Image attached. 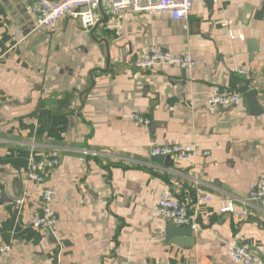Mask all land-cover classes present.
<instances>
[{"label":"crops","instance_id":"obj_1","mask_svg":"<svg viewBox=\"0 0 264 264\" xmlns=\"http://www.w3.org/2000/svg\"><path fill=\"white\" fill-rule=\"evenodd\" d=\"M192 2L186 20L104 6L107 23L88 30L65 18L29 49L33 0H0V243L11 245L0 264H239L235 244L264 257V206L240 200L264 176V0ZM153 45L189 52L195 67L137 69ZM244 88L258 91L263 111L250 112ZM221 91L241 99L209 105ZM171 144L210 154L155 164L152 148ZM51 149L60 153L53 175L28 181L31 155ZM16 175L20 198L8 196ZM45 185L54 230L34 226ZM165 191L196 214L194 244L168 241L171 222L156 210ZM202 194L214 199L198 205ZM230 198L249 214L222 213Z\"/></svg>","mask_w":264,"mask_h":264},{"label":"built area","instance_id":"obj_2","mask_svg":"<svg viewBox=\"0 0 264 264\" xmlns=\"http://www.w3.org/2000/svg\"><path fill=\"white\" fill-rule=\"evenodd\" d=\"M101 3L103 7H109L113 13L130 12L152 15L155 12H169L175 20L188 19L193 6L192 0H33L32 12L36 16L35 29L54 31L61 20L71 18L79 21L83 28L91 30L99 22ZM164 64L179 66L191 72L195 67V60L189 52L171 54L164 48L153 45L144 50L134 61V66L140 70H149ZM240 99L241 94L237 91H221L211 94L208 103L215 107H225L239 102ZM131 118L146 125L151 124L149 117L137 113L132 114ZM151 152L154 156H171L181 161H190L200 155L210 154L209 150H203L196 144L155 146ZM59 162L60 153L57 149H51L49 153L41 157L32 154L25 177L28 181L46 184ZM213 199L212 194H202L198 197L197 204H207ZM240 200L245 205L264 206V176L259 178L248 196ZM41 201L34 226L42 230H54L58 223V216L53 209V191L47 185L41 191ZM22 202L23 200H20V203ZM156 210L160 216L177 226L196 227L199 225L196 214H192L188 204L170 191L163 192ZM220 211L235 213L241 217L249 214L246 208L237 209L235 198L227 199L226 205ZM10 251L11 245L0 243V254L8 255ZM229 255L234 262L239 264H264L263 256L252 253L247 246L242 244L233 245Z\"/></svg>","mask_w":264,"mask_h":264},{"label":"water","instance_id":"obj_3","mask_svg":"<svg viewBox=\"0 0 264 264\" xmlns=\"http://www.w3.org/2000/svg\"><path fill=\"white\" fill-rule=\"evenodd\" d=\"M207 1L210 3L213 2V0H207ZM99 10L103 14L104 20H102L98 23L99 24L107 23L109 20V17L105 13V10H104L102 3L99 5ZM45 39H46V32H44L43 30H40V29H31L26 36L27 46L29 49H32L33 47H35L36 45H38L39 43H41ZM242 91L246 93V97H247V100L249 103L248 105L250 108V112L252 114H258L261 111H263V109L260 106V102L258 99V91L256 89L244 88ZM79 114H80V112H79ZM152 125L154 128L155 124H152ZM153 160H154L155 164H158L160 166L170 167L173 165V159L171 156H155ZM12 184H13V194H10L8 196H11L13 198H20L21 197V190H22L20 176H18V175L14 176ZM8 193H10V192H8ZM166 233H167L168 241H171V242L176 243L178 245L182 246L183 242H188L187 244H194L195 238L193 237L192 227H187V229H184V228H180L179 226H177L173 223H170L169 226L167 227ZM182 236L191 237L190 238L191 240H183V238H180Z\"/></svg>","mask_w":264,"mask_h":264}]
</instances>
